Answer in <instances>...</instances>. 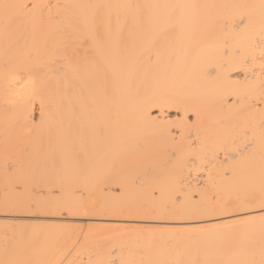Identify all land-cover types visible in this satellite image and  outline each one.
Here are the masks:
<instances>
[{
    "label": "bare ground",
    "instance_id": "1",
    "mask_svg": "<svg viewBox=\"0 0 264 264\" xmlns=\"http://www.w3.org/2000/svg\"><path fill=\"white\" fill-rule=\"evenodd\" d=\"M0 143V225L81 223L52 264H264V0H0Z\"/></svg>",
    "mask_w": 264,
    "mask_h": 264
},
{
    "label": "rangeland",
    "instance_id": "2",
    "mask_svg": "<svg viewBox=\"0 0 264 264\" xmlns=\"http://www.w3.org/2000/svg\"><path fill=\"white\" fill-rule=\"evenodd\" d=\"M34 115L36 116V114L34 113ZM171 117H173V116H171ZM170 117V120L169 121H171L172 123H173V121H174V117L173 118H171ZM34 122V124H35V121H37V120H33ZM36 124H37V122H36ZM35 124V125H36ZM33 125V124H32ZM35 125H33V126H35ZM0 147H1V143H0ZM2 149V150H1ZM13 153V154H12ZM6 154V155H5ZM14 155H15V157L17 156L16 154H14V152H11V151H6L5 149H3V147L2 148H0V167L2 166V169H4L3 167L5 166V169H7V170H4L3 172H4V174L6 173L7 175H12V174H14V173H11L12 171H10L11 170V168L12 167H15L14 166V162H16L15 163V165H20L21 163H18V160H15L16 158L14 157ZM12 157V158H11ZM18 158V157H17ZM15 160V161H14ZM20 160V159H19ZM7 162V164H5V163ZM20 162V161H19ZM3 164H5V165H3ZM17 165V166H18ZM9 169V170H8ZM15 169H16V167H15ZM15 169L14 168H12V170H13V172L15 171ZM0 172H2V170L0 171ZM1 175V174H0ZM13 176V175H12ZM0 181H1V176H0ZM35 181V180H34ZM34 181H32V182H34ZM42 182H43V184H44V187H46L47 185H46V183L48 184V185H51L50 183H48V182H46L44 179L43 180H41ZM40 180L38 181V183H36L37 185L39 184L40 186L42 185L43 186V184H40V183H42ZM40 182V183H39ZM3 182H0V184H2ZM55 184H53L54 186H56V185H58V183L57 182H54ZM33 184H35V183H33ZM32 185V184H31ZM39 185H38V187L37 188H40L39 187ZM4 187V186H3ZM1 185H0V188H2L3 189V192H1L2 191V189H0V195H1V193H4V188H3ZM30 187H32V186H30ZM37 188H36V190H37ZM44 189H46V188H44ZM41 190V189H39V191L41 190V191H43L41 194H43L46 190ZM49 189H52V191L51 190H49ZM29 190V189H28ZM34 190H35V188H34ZM35 190V191H36ZM47 190H49V192L50 193H46V194H50V195H48V197H46L45 196V194H43L42 195V197H40V198H42V200L44 201V199L46 200V201H51V200H54V201H57V200H59L58 198H60V194H59V190H58V188H56V187H50V188H48ZM33 190H31V192H32ZM14 192H16V194H17V192H18V194L19 195H21V193H22V191L19 189V188H16L15 189V191ZM20 192V193H19ZM34 192V191H33ZM35 193V192H34ZM51 195H53V196H51ZM1 197V196H0ZM52 197V198H51ZM39 198V199H40ZM56 199V200H55ZM41 200V199H40ZM51 202H53V201H51ZM64 217H66V216H64ZM62 218L63 217H60V218H56V219H52V220H43V221H30V222H18L16 225H18V226H16L15 224H12V227H11V225H9V229H8V225H5V224H3V225H5V226H3V225H0V229L3 227V228H5V229H1V230H3L2 231V233H5V235H7V239H6V241L8 240V243H6L5 242V244L6 245H4V244H2L1 246H0V248L2 249V250H5V252L7 251V249H9L10 248V246H11V248H13V250L15 249V247L17 246L18 247V245H20V248L19 249H17V247H16V249L14 250V251H16V250H18V251H20V250H22V251H20V252H23V250H25V247H27V245L25 246L24 244H25V242H24V239H22L23 238V236H24V238H25V240L26 241H30V244H28V247L32 244V246H33V242H35L34 241V238H31V235H32V237H34V236H36V239L35 240H37L36 242H35V245L36 244H38V247H37V245H36V247H33V252H31L30 251V249H28V251H30V253H31V255H30V258H32V257H34L35 255L33 254L35 251L34 250H37V249H35V248H38V250H43L42 251V254L40 253V256L41 255H43V257L41 256V257H39V256H35L32 260L35 262V260L37 259L36 257H39V258H41L40 260H42V258L43 259H46V260H48V261H45V262H42V263H45V264H52L53 262H54V260H55V258L57 257V255L61 252L60 250L61 249H63V248H65V247H71V246H73L74 244H71L70 242H67V241H72V240H74V238L76 237L75 235H76V233L74 232V236H73V231H74V227L73 226H79V225H81V223H78V222H76V221H72L71 219H67V220H65L64 219V221L62 220ZM66 218H68V217H66ZM58 219V220H57ZM56 220V221H55ZM76 222V223H75ZM28 224V225H26V226H24L23 228H22V226L23 225H21V224ZM53 223V224H52ZM13 226H14V228L16 227V228H19V226H20V228H19V230H13ZM28 226V227H27ZM33 226V227H32ZM27 227V228H26ZM72 227V228H71ZM15 228V229H16ZM25 231L26 229L28 230H26L27 231V235H26V233L25 232H23L22 233V229ZM62 228V229H61ZM31 229V230H30ZM57 229V230H56ZM72 229H73V231H72ZM4 230H6V231H4ZM11 232H10V231ZM20 230H22V231H20ZM70 231H72V233L70 232ZM7 232V233H6ZM8 232H9V234L11 233L12 235H11V237H13L12 239L14 240V239H16L15 238V236H19V234H20V236L22 237L21 239H19V241L21 242V244L20 243H17V242H19L18 241V239H17V242L15 243V244H13V243H11V244H13V246L14 247H12V245H7V244H9L10 242H11V239H9V238H11L9 235H8ZM15 233V235L13 234V233ZM16 232L17 233H19L18 235H16ZM33 232V233H32ZM60 233V235H59V233ZM69 232H70V234L72 235L71 237H69L70 235H69ZM2 233H0L1 235H3L4 236V234H2ZM35 233H36V235H35ZM51 233H52V235H51ZM57 233H58V235H57ZM23 236H22V235ZM30 234V235H29ZM65 235V236H64ZM26 236V237H25ZM28 236V237H27ZM53 236V237H52ZM63 238H62V237ZM9 237V238H8ZM38 237V238H37ZM43 239H42V238ZM47 237V238H46ZM74 237V238H73ZM20 238V237H19ZM26 238H29V240H27ZM47 240H46V239ZM49 238V239H48ZM53 238V239H52ZM69 238H71V239H69ZM0 239H2V237L0 236ZM30 239H32V241L30 240ZM54 239H55V241H54ZM76 239V238H75ZM10 240V241H9ZM13 240H12V242H13ZM14 241H16V240H14ZM24 243H23V242ZM39 241V242H38ZM45 241V242H44ZM56 241H57V243H56ZM58 241H59V243H58ZM64 241V242H63ZM66 241V242H65ZM106 241V240H105ZM0 242H2V240H0ZM3 242H4V239H3ZM73 242V241H72ZM106 242H108V241H106ZM27 243V242H26ZM46 243V244H45ZM61 243H65V244H61ZM67 243H69V244H71V245H69V244H67ZM55 244V245H54ZM67 244V245H66ZM23 245L25 246L24 247V249L22 248L23 247ZM66 245V246H65ZM5 246H6V248H5ZM22 246V247H21ZM9 247V248H8ZM45 247V248H44ZM48 248V252L46 251V249ZM58 247V248H57ZM31 249H32V247H30ZM40 248V249H39ZM2 250H0V251H2ZM38 250L36 251V252H38ZM44 250H45V252H44ZM9 251H11L10 249H9ZM3 253V255H1V256H3V258H5L4 256H5V254H9V259H10V252H4V251H2ZM20 252H18V253H20ZM27 252V251H26ZM26 252H24L23 254H25L26 255ZM47 253V255L46 254H44V253ZM5 253V254H4ZM11 253H12V251H11ZM16 253V252H15ZM1 254V253H0ZM12 254H14V252L12 253ZM39 253H37L36 255H38ZM57 254V255H56ZM15 255V254H14ZM14 255H12V257L14 256ZM34 255V256H33ZM44 255H46L45 257H44ZM18 256V255H17ZM27 256V255H26ZM48 256V257H47ZM56 256V257H55ZM11 257V258H12ZM21 257V256H20ZM24 257V256H23ZM23 257H21V258H19L18 260H21V259H23ZM8 258V257H7ZM29 258V257H28ZM29 258V259H30ZM47 258H49V259H47ZM54 258V259H53ZM29 259H28V261H29ZM17 260V261H18ZM25 260V259H24ZM32 260H31V262H32ZM37 260H39V259H37ZM16 261V262H17ZM22 262H24L23 260H21ZM20 261V262H21ZM20 262L18 261V263L20 264ZM37 262V261H36ZM39 262V261H38ZM35 263V264H41V262L40 263ZM51 262V263H50ZM33 263V262H32ZM22 264V263H21Z\"/></svg>",
    "mask_w": 264,
    "mask_h": 264
}]
</instances>
